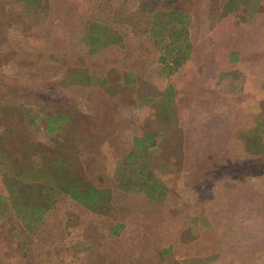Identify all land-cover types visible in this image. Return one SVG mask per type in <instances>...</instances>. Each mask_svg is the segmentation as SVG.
Segmentation results:
<instances>
[{
  "label": "rangeland",
  "instance_id": "1",
  "mask_svg": "<svg viewBox=\"0 0 264 264\" xmlns=\"http://www.w3.org/2000/svg\"><path fill=\"white\" fill-rule=\"evenodd\" d=\"M221 1L181 0L189 15L175 20L171 47L165 32L155 35L154 46L135 34L132 25L127 27L137 19L132 14L136 4L143 7L144 0H0L4 165L15 161L21 169L61 153L74 171L102 179L113 189L117 159L130 150L132 135L153 128L162 133L157 147L143 157L168 188L162 210L152 218L125 205L130 200L114 192L105 213L85 210L64 193L54 192L49 194L52 206L37 228L25 225L10 200L0 198V264H110L102 258L110 246L124 248L122 253L137 264H264V172L244 176L245 170L238 167L224 168L223 177L214 175L208 183L201 177L199 161L207 148L211 161L225 152L228 160L242 157L244 142L228 134L229 128L242 127L251 115L237 112L229 121L228 106L217 91L223 69L213 55L216 45L225 42L222 30L228 25L213 29L216 22L211 19L217 12L208 7L214 9ZM238 2L235 13L246 20L264 11V0ZM94 17L125 31L124 44L111 46L105 56L90 55L80 41ZM180 26L187 28L193 42L189 51L183 35L176 41ZM180 51L187 60L170 72L166 62ZM80 70L102 73L110 85L80 82ZM169 85L179 92L177 111L166 105L163 114L160 94ZM61 113L68 115L61 129L45 135V119ZM2 164L0 159V194H5ZM116 221L125 223L117 236L108 230ZM92 238L95 251L87 249ZM169 244L174 246L171 253L157 255Z\"/></svg>",
  "mask_w": 264,
  "mask_h": 264
},
{
  "label": "trees",
  "instance_id": "2",
  "mask_svg": "<svg viewBox=\"0 0 264 264\" xmlns=\"http://www.w3.org/2000/svg\"><path fill=\"white\" fill-rule=\"evenodd\" d=\"M144 1L145 4L143 7L140 6V2L136 4L135 11L132 12V14L136 16L137 19H135L133 23H128L127 27L128 25H132L135 34L144 35L145 38L147 37L149 40H152L154 46L157 45L155 35L165 32L168 37H170L168 38L171 42L170 46L173 47V38L171 37L177 31L175 20L178 16L183 15L188 18L189 15L184 9L182 10L180 4L181 0ZM221 2V5L214 9L208 7L209 12H217L216 17L211 19L216 22L213 29H215L217 25L220 26L222 23L228 25L225 27L226 29L223 28L224 30H222L227 38L224 43L216 45L213 55V59L219 68H223L224 65L227 66L228 63H234L236 61V53L231 48L230 37L235 27L241 21L246 20L245 17H240L235 13L238 9V0H222ZM106 8H108V2H106L104 10H106ZM143 16L145 17L144 22L141 19ZM177 21L179 26L180 22H182L180 17ZM122 26L127 30L125 24L123 25L122 23ZM180 28L181 33L178 34L176 41L179 40L180 35H183V40L186 44L185 49L189 51L190 48L193 47V42L190 39L191 37L187 38L186 36L187 28L185 26H180ZM124 36L125 31L119 30L116 24L114 25L109 20L101 21L94 17L89 21L83 31L80 41L86 46L87 52L90 55L103 54L105 56L104 52L111 48V46L118 43L124 44ZM169 52L171 51L169 50ZM186 58L187 55L185 56L183 52L180 51V55L166 62L169 64L168 67L172 68L170 72L176 71ZM157 59L158 61H165L166 57L158 56ZM166 66L167 65H165V67ZM103 70L102 72L104 74ZM124 76L128 78V73ZM83 81L87 83V85H93L99 88L110 85V80L106 79L102 73L90 75L88 71L80 70V82ZM178 95L179 92H176L174 87L170 85L160 94V110L163 114L166 112V105H168L173 112L177 111L175 99ZM67 117L68 115L65 113L49 116L42 124L43 133L45 135H54L57 133ZM251 121V118L243 119L242 127L236 126L237 129L234 128L237 137H239L238 139L244 142L242 150L243 158L238 157L239 160H228L227 152H225L223 157H220L216 161H211L212 152L208 148L205 150L206 154L204 158L202 157L201 161H199L200 168L204 170L203 175H201V177L204 178V183H208L214 178L218 179V177L222 175L221 172H223V170L225 172L227 168L233 169L238 167L241 171L245 170L244 172H246V174L243 172L244 176L247 175L248 172H264V152L261 136L256 125L252 127L248 125ZM245 124L248 126L244 127ZM160 133H162L161 130L153 128H145L134 132L131 139L132 146L130 150L121 158L119 157L117 159L118 163L115 168V185L113 189L105 186L102 179L85 177L79 172L74 171L64 160L61 153H54L51 157L49 154L45 156L43 160H39V162L32 164L30 167L23 165L21 169H19L15 161L13 162L12 160L10 165H4L5 157L2 156V158H0L3 161L2 179L6 192L5 194H0V198L9 199L16 217L21 219L25 225L32 228L38 227L43 220V216L46 215V212L52 206L49 194L54 192L64 193L75 204L94 213H105L109 210L112 193L114 192L117 195H122L126 200H130L129 203H124L125 205L132 206L135 211L141 210L142 214L150 218L155 217L156 214L162 210L161 203H163L167 196L168 188L164 182L154 176L150 170L148 161L145 160L143 155L151 148L157 147V137L158 135L160 136ZM228 134L231 133L229 132ZM2 152H4L3 147L0 146V153ZM6 166H8V168ZM232 169H230L228 174L232 173ZM186 171H188V167H186ZM234 174L231 176H234ZM213 176L214 178L212 179ZM217 182L218 180H215L210 185L213 186V184L215 185ZM135 201L139 202L136 206L134 204ZM1 208L3 209V207ZM2 214L3 211H0V215ZM124 229L125 223L119 221L111 223L108 226V230L116 236ZM87 244V249L89 251H95L93 244L96 246L97 243H95L93 238ZM173 248L174 246L169 244L168 247L162 248L157 255H167L172 252ZM123 249L110 246L108 254L102 255V258L106 260V263L110 264H137L133 256L129 258L122 253Z\"/></svg>",
  "mask_w": 264,
  "mask_h": 264
},
{
  "label": "crops",
  "instance_id": "3",
  "mask_svg": "<svg viewBox=\"0 0 264 264\" xmlns=\"http://www.w3.org/2000/svg\"><path fill=\"white\" fill-rule=\"evenodd\" d=\"M230 44L236 61L222 68L217 91L228 106L229 121L237 112H251L246 117L252 119L248 125L258 127L264 152V11L241 21L230 37ZM229 129L236 134L234 126Z\"/></svg>",
  "mask_w": 264,
  "mask_h": 264
}]
</instances>
